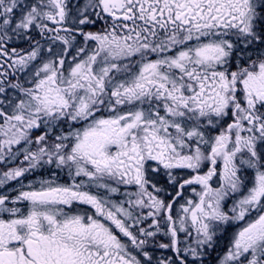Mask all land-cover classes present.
Segmentation results:
<instances>
[{"label": "snow or ice", "instance_id": "snow-or-ice-1", "mask_svg": "<svg viewBox=\"0 0 264 264\" xmlns=\"http://www.w3.org/2000/svg\"><path fill=\"white\" fill-rule=\"evenodd\" d=\"M0 164V264H264V0H0Z\"/></svg>", "mask_w": 264, "mask_h": 264}, {"label": "flooded vegetation", "instance_id": "flooded-vegetation-1", "mask_svg": "<svg viewBox=\"0 0 264 264\" xmlns=\"http://www.w3.org/2000/svg\"><path fill=\"white\" fill-rule=\"evenodd\" d=\"M10 47H16L18 49L27 48L28 44L24 40L14 39L12 42H10ZM41 175H46V173L43 172V170H38V172L36 174H34V176L28 177L25 180V183H27L28 179H34V178H37L38 176H41ZM10 186L14 187L15 182H10ZM186 194L189 196L192 195L190 190H188ZM230 235H231V231H229L228 235H223L222 238L218 240V242L216 244V250L215 251L209 250V254L204 258L205 264H216L217 256L223 254V251L228 244L227 241L229 240ZM181 238L183 239V234H181ZM151 251L155 257H161L162 255H171L172 254L170 252H167L166 250H161V249H158L155 247H153L151 249Z\"/></svg>", "mask_w": 264, "mask_h": 264}, {"label": "rangeland", "instance_id": "rangeland-1", "mask_svg": "<svg viewBox=\"0 0 264 264\" xmlns=\"http://www.w3.org/2000/svg\"><path fill=\"white\" fill-rule=\"evenodd\" d=\"M13 165L9 164L7 167H12ZM0 170H5V166L0 164ZM229 241V240H228ZM227 241V243H228Z\"/></svg>", "mask_w": 264, "mask_h": 264}]
</instances>
